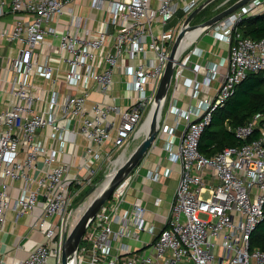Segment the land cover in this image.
I'll return each instance as SVG.
<instances>
[{
  "label": "built area",
  "instance_id": "1",
  "mask_svg": "<svg viewBox=\"0 0 264 264\" xmlns=\"http://www.w3.org/2000/svg\"><path fill=\"white\" fill-rule=\"evenodd\" d=\"M80 1L0 0V18L7 14L23 17L0 33L4 41L18 47L17 57L7 66L10 76L3 81L14 102L0 110V230L5 227L8 211L18 219L43 205L41 217L31 222L30 229L39 232L44 241L17 264H60L61 250L55 240L74 214L77 192L72 193V187L91 185L114 151L123 154L137 140L183 19L207 0H87L83 8L97 13V19L78 12ZM239 1L224 0L218 9L225 11ZM263 13L264 0H249L203 27L179 55L203 34L228 46L226 71L213 97L199 98L209 91L210 80L220 74L224 60L206 65L210 78L202 84L196 80L199 66L193 67L194 79H188L184 89L191 99L198 100L196 106L183 110L176 99L171 102L175 128L178 119L185 120L177 145L171 140L174 128L159 120L152 145L162 136L166 160L180 168L163 229L155 233L152 226L145 225L140 205L124 210L125 190L119 185L90 220L76 250L75 264L86 259L90 264H264V252L250 249L251 235L264 220V104L261 113L244 125L227 128L243 143L241 146L225 148L211 157L198 151L212 113L224 106L236 86L249 74L264 77V38L255 41L238 30L243 19ZM179 14L181 18H177ZM176 18L177 26L166 30ZM47 38L56 40L65 69L48 51L52 41L46 44ZM192 54L201 56L196 48ZM183 70L178 59L170 85L173 93ZM34 74L52 87L34 92ZM115 75L125 79L117 82L120 94H113L108 104H88L91 85L102 94H110L116 85ZM60 82L72 92L62 94L57 88ZM125 93L128 96L123 101ZM38 103H44L43 112H36ZM66 121L90 143L69 180L70 167L57 163L58 151L65 147ZM46 128L53 131L58 150L46 148L39 139L40 131ZM39 160L47 170L44 176L34 177ZM160 169L159 165L154 167L147 178L160 181L171 174ZM15 181L23 185L21 195L11 203L8 188ZM205 194L207 199L202 197ZM158 203L155 200L154 205ZM142 233L152 240L139 250L132 251L122 243L123 239L140 243Z\"/></svg>",
  "mask_w": 264,
  "mask_h": 264
},
{
  "label": "crops",
  "instance_id": "2",
  "mask_svg": "<svg viewBox=\"0 0 264 264\" xmlns=\"http://www.w3.org/2000/svg\"><path fill=\"white\" fill-rule=\"evenodd\" d=\"M80 3L82 8L78 9L79 13L94 19L99 17V15L94 11H91L88 8H83V6L87 5V0H81ZM17 20H23V17L19 15L7 14L3 18H0V33L3 29H10L13 23ZM92 27L96 28L97 22L93 21ZM200 32L201 30L198 29L197 31H193L188 35L186 41L183 44L182 51L186 49V47L199 35ZM51 41L52 46L48 51L58 62L60 58L58 56L56 40H50L47 38L45 43L48 44ZM194 48L201 52V56L197 57L192 54ZM40 52L42 53L43 50L41 49ZM227 54L228 46L226 44L223 42L214 41L210 34H203L199 36L195 43H193V45L180 56L179 63L183 65V75L178 82V87L175 93H173L171 89L167 93L166 103L164 109L162 110L160 119V124L167 126V128H174V138L171 139L174 145L179 143V139L182 136L183 130L185 128V120L178 119L179 124L175 128L176 116L173 113V110L169 107L171 102L176 99L178 108L183 110H187L196 106L198 100L191 99L184 89L186 81H188V79H194L193 67L195 65L199 66L198 72L196 74V80L198 84H202L206 78H210L206 69V65L210 63L218 65L224 60L223 66L219 69L220 74L215 79L210 80L209 91L207 93H202L199 96L200 99L205 97H213L221 83L222 74H224L226 71L225 59ZM17 55V45L15 43H7L0 36V110L9 108V106L14 102L9 95L8 85L3 84V81L4 79L7 80L10 76V74L6 71L8 63L12 58L17 57ZM58 66L62 70L65 69L64 65L60 61ZM120 79L125 80L120 78L118 75H115L116 85L113 87L112 92L107 95L100 93L95 89L94 85H91L92 91L89 94L88 104L110 103L111 96L113 94L119 95V92H121L117 87V82ZM32 80V89L34 92H41L52 87L51 84L45 81L40 75L34 74L32 76ZM57 88L62 94L72 92V90L65 87L62 82L57 84ZM127 96L128 94L125 93L123 101H125ZM35 109L38 113L43 112L45 109L44 103H38ZM148 117L149 114L146 117L145 122L142 123L137 140L135 142L142 140L144 138L142 136H145L148 133L151 124L149 121L150 117ZM65 126L66 131L62 137L63 141L65 142V147L63 151H58L57 163L59 165H67L70 167L71 172L66 177L67 180H69L73 175L72 173L79 165L80 159L85 149L90 145V143L83 135L71 130L72 123L70 121H66ZM39 139L43 142L46 148H54L58 150V143L53 140V131L50 129L46 128L40 131ZM163 142L164 140L162 136L158 138L156 143L152 145L142 161H140L136 169H134L120 184L122 185L126 183L124 189L125 202L122 208L125 210L129 209L133 205L142 206L144 208L145 225L152 226L155 233H158L165 226V221L169 215L172 199L179 180L180 170L178 164L170 163L166 160V154L162 150ZM109 147L110 146H108V148ZM157 165L161 167V171L170 170L171 174L160 181L148 179L147 175L149 174L150 170H153V168ZM46 170L47 168H45L39 160L36 163V170L32 172V175L34 177H42L44 176ZM22 185V181H15L9 185L8 195L10 197L11 203L14 201V199L21 195ZM85 187L82 189H78V187H72L71 189L72 193L77 192V196H74L73 198L72 205L74 216L78 214V212H80L82 215L85 210V198L77 203V199L81 196L85 190ZM35 188L36 185L33 184L32 189ZM155 200H159L157 206L154 205ZM42 212V204H39L31 213L25 214L18 219H15V214L13 211L7 212L5 227L3 230H0V264H17L19 261L25 259L29 252L32 251L38 244L44 241L42 235L39 232L30 229L31 222L34 219L40 218ZM114 229L116 230L117 227L114 226ZM151 240L152 237L150 235L142 233L140 235V243H135L131 239H123L122 243L129 245L131 248L130 250H132V246L137 245V247L141 248L147 245Z\"/></svg>",
  "mask_w": 264,
  "mask_h": 264
},
{
  "label": "trees",
  "instance_id": "3",
  "mask_svg": "<svg viewBox=\"0 0 264 264\" xmlns=\"http://www.w3.org/2000/svg\"><path fill=\"white\" fill-rule=\"evenodd\" d=\"M245 37L258 41L264 38V13L250 16L238 24ZM264 104V77L249 74L236 86L233 95L211 115L210 123L204 127L199 139L198 151L211 157L225 148H237L243 143L235 138L228 127L244 125L254 115L261 113ZM250 249L264 252V220L256 227L250 238Z\"/></svg>",
  "mask_w": 264,
  "mask_h": 264
},
{
  "label": "water",
  "instance_id": "4",
  "mask_svg": "<svg viewBox=\"0 0 264 264\" xmlns=\"http://www.w3.org/2000/svg\"><path fill=\"white\" fill-rule=\"evenodd\" d=\"M214 0H207L205 3L200 5L197 9H195L184 21L182 25V29L177 35V38L170 50V54L168 57V61L165 66V70L163 76L158 85V89L154 96V106L155 110L153 113V118L150 124V128L148 133L144 136L143 140L139 143V145L132 151L127 160L115 171L114 176L107 187L96 197L94 198L86 207L72 230L69 234L64 238L60 264H67V256L70 252H75L78 248V245L81 241V238L90 223V220L95 216L98 210L105 204V202L111 197L114 190L121 184V182L138 166L140 161L144 158V156L148 153L152 144L155 141L158 130V123L162 114V108L167 96V93L170 89L171 81L174 75L175 67L179 59L178 48L182 39L185 37L187 32L194 30L200 27H209L215 22L221 20L227 15L231 14L234 10L245 4L249 0H240L236 4L232 5L225 11H222L209 21L191 27L190 22L192 19L206 6H208ZM159 105V106H158ZM159 116V118H158ZM158 118V119H157ZM94 191L92 188L89 193ZM263 221V220H262ZM261 221V222H262ZM260 222V223H261Z\"/></svg>",
  "mask_w": 264,
  "mask_h": 264
},
{
  "label": "rangeland",
  "instance_id": "5",
  "mask_svg": "<svg viewBox=\"0 0 264 264\" xmlns=\"http://www.w3.org/2000/svg\"><path fill=\"white\" fill-rule=\"evenodd\" d=\"M222 1H224V0H214L213 2H211L206 8H204L203 10H201L192 19V21L190 22V26L191 27H194V26L203 24V23L209 21L210 19H212L213 17H215L216 15H218L219 13H221L223 11V9L219 11L220 8L218 9V5ZM232 3H233V1H232ZM181 17H182V15L179 14L177 18H181ZM177 18L174 19L172 22L168 23L166 25L165 29L166 30H172V29H174V27L177 26V24H176ZM183 20H185V19H183ZM165 103H166V101H165ZM164 106H165V104L163 105L162 110L164 109ZM149 110H150V107L148 108V111ZM149 112L145 114L144 118L148 116ZM142 137H144V135ZM142 140H138L137 142L133 143L131 145V147L128 149V151L126 152L125 155H122V153L120 151H114L111 154L110 161L108 163L104 164L103 168L99 171V173L95 177H93V180H92L91 185H89V186H87V187L84 188L85 190L83 191V193L81 194V196L77 199V203L80 202V201H82L85 198V203H84V206L85 207L84 208L86 209V206L94 198H96L101 193V191L106 187V185L109 183V181L114 176L115 171L127 160V158L129 157V155L132 153V151L135 149V147ZM125 186H126V183L122 184V190L125 189ZM92 188H94V191H92L91 193H89V191ZM202 197H203V199H207L208 198V195L205 194ZM80 216H81L80 212H78V214H76L75 216L73 214V217L71 218L70 223L67 226L66 230L63 229L62 234H60V235L57 236V238H56L55 241L60 246V250H62L63 241H61V239L59 240V238H61V236L63 238L64 234H66V236L69 234V232L72 230V228L74 227V225L76 224V222L78 221V219L80 218ZM200 218L201 219H204V217H200ZM139 249H140V247H137V245L132 246V250H136L137 251ZM51 264H56V263L52 261ZM81 264H90V263L86 259ZM179 264H182V263H179ZM183 264H191V263L185 262Z\"/></svg>",
  "mask_w": 264,
  "mask_h": 264
},
{
  "label": "bare ground",
  "instance_id": "6",
  "mask_svg": "<svg viewBox=\"0 0 264 264\" xmlns=\"http://www.w3.org/2000/svg\"><path fill=\"white\" fill-rule=\"evenodd\" d=\"M198 29H200V30H202V27H200V28H196V29H194V30H191V31H189V32H187V34L185 35V37L182 39V41L180 42V44H179V48H178V54H180L181 53V51H182V47H183V44H184V42L186 41V39H187V37H188V35L190 34V33H192L193 31H197ZM159 106V105H158ZM154 110H155V106H154V104H152V107L150 108V112H149V121L151 122L152 121V118H153V113H154ZM158 118H159V116H158ZM157 118V119H158ZM146 120V119H145ZM145 120H144V122H145ZM143 122V123H144ZM140 130V129H139ZM138 134H139V131H138V133L136 134V137H138ZM127 152V151H126ZM126 152L125 153H123L122 155H125L126 154ZM113 178V177H112ZM112 180V179H111ZM110 180V181H111ZM110 181H109V183H110ZM108 183V184H109ZM107 184V185H108ZM107 185H106V187H107ZM105 187V188H106ZM104 188V189H105ZM103 189V190H104ZM102 190V191H103ZM101 191V192H102ZM75 253H76V251L75 252H70L69 254H68V256H67V264H75Z\"/></svg>",
  "mask_w": 264,
  "mask_h": 264
}]
</instances>
